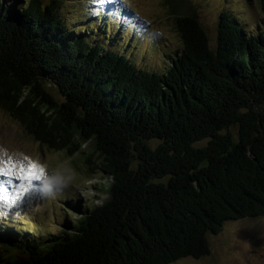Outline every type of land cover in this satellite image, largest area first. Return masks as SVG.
Listing matches in <instances>:
<instances>
[{
  "label": "trees",
  "instance_id": "1",
  "mask_svg": "<svg viewBox=\"0 0 264 264\" xmlns=\"http://www.w3.org/2000/svg\"><path fill=\"white\" fill-rule=\"evenodd\" d=\"M61 1L0 0V109L50 150L88 147L107 199L69 200L77 218L52 231L0 216V264L200 260L226 224L264 217V19L223 13L213 49L173 0L180 50L156 71L118 50L134 25L71 27Z\"/></svg>",
  "mask_w": 264,
  "mask_h": 264
},
{
  "label": "rangeland",
  "instance_id": "2",
  "mask_svg": "<svg viewBox=\"0 0 264 264\" xmlns=\"http://www.w3.org/2000/svg\"><path fill=\"white\" fill-rule=\"evenodd\" d=\"M42 1L47 5L52 0ZM171 2L173 0H110L104 10L92 14L90 11L97 8L93 0H62L59 12L71 27L90 26L88 30H91L93 21L98 20L93 24L96 33L106 21L114 32L116 28L121 31L127 23L134 25V31L129 28L136 39L133 35L123 37L118 50L131 53L133 60L147 69L162 71L171 56L180 50V38L169 17ZM185 8L200 22L213 49L218 44L223 13L239 17L247 31L259 29L264 19L257 0H185ZM118 36L122 35L118 32ZM115 40L107 38V45ZM47 87L57 101H62L54 88ZM25 157L44 171L39 180H32L30 184L15 177L0 176V216L4 222L12 220L31 232L36 226L52 231L65 215L69 220L77 218L71 202L91 206L107 199V185L99 176V170L91 166L90 162H96L97 158L90 156L88 147L71 157L65 152L50 150L0 109V159L11 158L20 163ZM54 178L59 182L52 183ZM46 184L50 185L47 189ZM208 240V256L200 260L186 258L173 264H264V217L228 223L222 232L209 236Z\"/></svg>",
  "mask_w": 264,
  "mask_h": 264
},
{
  "label": "snow or ice",
  "instance_id": "3",
  "mask_svg": "<svg viewBox=\"0 0 264 264\" xmlns=\"http://www.w3.org/2000/svg\"><path fill=\"white\" fill-rule=\"evenodd\" d=\"M93 2L97 5L96 11L99 12L104 10L105 3L110 0H93ZM43 171V167H39L27 157L20 163L13 162L11 158L0 159V176L15 177L18 180L28 181L30 184L32 180H39Z\"/></svg>",
  "mask_w": 264,
  "mask_h": 264
},
{
  "label": "clouds",
  "instance_id": "4",
  "mask_svg": "<svg viewBox=\"0 0 264 264\" xmlns=\"http://www.w3.org/2000/svg\"><path fill=\"white\" fill-rule=\"evenodd\" d=\"M59 181L56 179V178H54L53 179V181H52V183H58ZM50 187V185L49 184H46L45 185V188L47 189V188H49Z\"/></svg>",
  "mask_w": 264,
  "mask_h": 264
},
{
  "label": "water",
  "instance_id": "5",
  "mask_svg": "<svg viewBox=\"0 0 264 264\" xmlns=\"http://www.w3.org/2000/svg\"><path fill=\"white\" fill-rule=\"evenodd\" d=\"M18 258H22V255H19Z\"/></svg>",
  "mask_w": 264,
  "mask_h": 264
}]
</instances>
